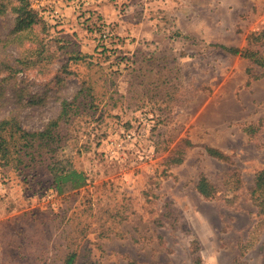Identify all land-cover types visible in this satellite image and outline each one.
Listing matches in <instances>:
<instances>
[{"label": "rangeland", "instance_id": "rangeland-1", "mask_svg": "<svg viewBox=\"0 0 264 264\" xmlns=\"http://www.w3.org/2000/svg\"><path fill=\"white\" fill-rule=\"evenodd\" d=\"M29 1L34 39L5 49L35 65L2 83L0 118L36 131L62 100L73 105L52 149L0 156V264H63L71 251L73 264H264L252 196L264 67L217 46L264 57V39L247 44L264 31V0ZM12 24L0 16L1 34ZM54 159L82 171L84 186L57 194ZM200 174L210 199L196 191Z\"/></svg>", "mask_w": 264, "mask_h": 264}, {"label": "trees", "instance_id": "trees-1", "mask_svg": "<svg viewBox=\"0 0 264 264\" xmlns=\"http://www.w3.org/2000/svg\"><path fill=\"white\" fill-rule=\"evenodd\" d=\"M7 12L13 15V24L7 34H1L0 26V92L3 87L2 83L9 76L15 75L19 71H25L26 68L34 67L35 63L28 58H20V54L8 53L5 49L10 44L21 45L24 39L31 41L33 38L34 26L41 21L35 9L31 7L29 0H0V16H4ZM34 39V38H33ZM264 39V31L250 32L247 36V44L250 40ZM217 46L227 53L239 55L247 58L251 63H255L260 67H264V57L258 50L249 48H238L235 46H226L217 44ZM37 48H35L36 50ZM247 74L252 78L259 77L258 74L253 76L250 66H247ZM73 100H62L60 110L57 116L51 119L43 129L29 131L24 129L16 116L13 114L0 118V156L6 162L8 155L12 152L25 151L32 149L37 145H44L49 150L53 144L59 140L57 135V127L60 122L68 120ZM207 155L217 159H226L227 155L219 149L213 147H204ZM169 160L179 163L182 158L173 156ZM49 171L51 173V184L54 191L60 194L65 191L76 190L86 183V176L82 171L75 169L71 164L63 159H54L49 163ZM196 191L205 199H210L215 193V188L204 174H200L195 185ZM253 202L258 216H264V168L258 170L254 175V187L252 190ZM191 251L196 253L195 261H201L199 255V243L196 239L190 242ZM76 258L74 251L69 252L63 261V264H73ZM128 264H136L134 260ZM157 264V263H153Z\"/></svg>", "mask_w": 264, "mask_h": 264}]
</instances>
